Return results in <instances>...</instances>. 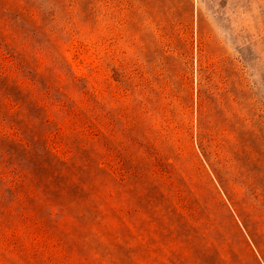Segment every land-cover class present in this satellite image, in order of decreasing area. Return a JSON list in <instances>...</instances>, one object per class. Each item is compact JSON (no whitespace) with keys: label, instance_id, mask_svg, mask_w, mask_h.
Segmentation results:
<instances>
[{"label":"rangeland","instance_id":"rangeland-1","mask_svg":"<svg viewBox=\"0 0 264 264\" xmlns=\"http://www.w3.org/2000/svg\"><path fill=\"white\" fill-rule=\"evenodd\" d=\"M0 264H264V0H0Z\"/></svg>","mask_w":264,"mask_h":264}]
</instances>
